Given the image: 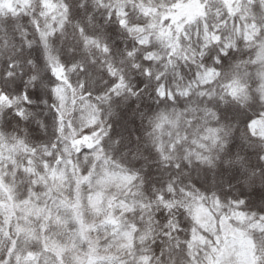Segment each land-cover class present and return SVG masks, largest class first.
<instances>
[{
	"label": "snow or ice",
	"instance_id": "1",
	"mask_svg": "<svg viewBox=\"0 0 264 264\" xmlns=\"http://www.w3.org/2000/svg\"><path fill=\"white\" fill-rule=\"evenodd\" d=\"M0 264H264V0H0Z\"/></svg>",
	"mask_w": 264,
	"mask_h": 264
}]
</instances>
